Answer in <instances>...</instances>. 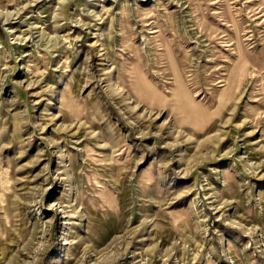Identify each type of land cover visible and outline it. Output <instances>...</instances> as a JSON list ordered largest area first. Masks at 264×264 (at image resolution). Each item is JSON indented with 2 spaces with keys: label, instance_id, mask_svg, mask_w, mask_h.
Here are the masks:
<instances>
[{
  "label": "rangeland",
  "instance_id": "rangeland-1",
  "mask_svg": "<svg viewBox=\"0 0 264 264\" xmlns=\"http://www.w3.org/2000/svg\"><path fill=\"white\" fill-rule=\"evenodd\" d=\"M0 264H264V0H0Z\"/></svg>",
  "mask_w": 264,
  "mask_h": 264
}]
</instances>
